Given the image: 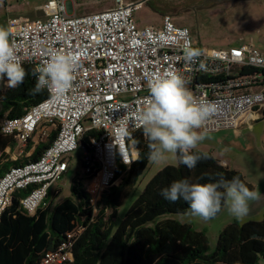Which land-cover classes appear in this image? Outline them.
Here are the masks:
<instances>
[{
	"label": "built area",
	"instance_id": "obj_1",
	"mask_svg": "<svg viewBox=\"0 0 264 264\" xmlns=\"http://www.w3.org/2000/svg\"><path fill=\"white\" fill-rule=\"evenodd\" d=\"M42 1L43 19L13 17L7 22L17 58L23 67H35L62 51L77 56L78 68L63 96L45 89L47 97L24 115L0 122L1 132L13 136L21 148L20 156L39 130L41 140L57 132L38 160L12 167L1 177L0 220L19 191H26L22 211L35 214L45 205L51 186L68 171V156L79 149L80 174L87 178L85 190L96 215L102 193L118 182V166L129 167L134 160L129 138L142 128L138 116L147 104L148 81L157 75H183L196 101L212 106L201 127L204 133L235 130L261 117L264 47L205 50L189 62L184 49L194 48L190 30L169 15L161 28H139L135 14L144 7L142 1L113 0L112 8L81 16L71 14L68 0ZM88 130L100 133L89 137L91 153L81 146ZM124 159L132 162L125 164ZM74 235L46 253L40 264L71 262Z\"/></svg>",
	"mask_w": 264,
	"mask_h": 264
},
{
	"label": "trees",
	"instance_id": "obj_2",
	"mask_svg": "<svg viewBox=\"0 0 264 264\" xmlns=\"http://www.w3.org/2000/svg\"><path fill=\"white\" fill-rule=\"evenodd\" d=\"M24 68L29 74L15 88L8 87L7 78L0 79V122L4 118L21 117L47 97L46 90L37 95L31 94L36 82L30 74L33 67ZM261 120L264 121V110L261 112ZM56 133L53 131L50 136L42 139L31 155L13 160L6 150L15 145V139L4 135L0 129V179L10 168L38 160L51 145ZM99 134L95 130L85 132L82 145L87 152L91 153L89 137ZM147 144L142 128L131 133L129 145L137 157L129 167L118 166L116 180H120V183L102 193L96 215L90 208L85 190L87 178L80 173L71 187L72 197L57 205L52 212L48 206H41L35 214H25L20 200L26 191L17 192L0 220V264H40L46 253L57 250L63 242L68 241V235L72 233H75L71 239L73 260L66 264L264 262V214L260 221L227 225L219 233L213 252H209L206 234L196 231L190 225L172 219L159 221L154 227L148 225L165 214L190 213L187 202L182 199L169 202L160 195L161 190L169 187L174 180L188 178L193 183H206L220 175L228 180L238 176L250 190H254L241 172L224 166L211 153H206L210 159L199 161L194 169L178 163V160L176 165L165 166L145 185L141 194L120 212L124 202L132 197L140 176L148 166ZM50 198L48 192L47 200ZM108 211H111L110 215Z\"/></svg>",
	"mask_w": 264,
	"mask_h": 264
},
{
	"label": "rangeland",
	"instance_id": "obj_3",
	"mask_svg": "<svg viewBox=\"0 0 264 264\" xmlns=\"http://www.w3.org/2000/svg\"><path fill=\"white\" fill-rule=\"evenodd\" d=\"M71 2L77 16L100 12L114 6L113 0H68ZM143 0H125L135 2ZM40 3L39 0H0V26H6V21L12 16H21L34 20L40 16L35 14L31 5ZM169 15L173 22L187 27L193 38L194 48L205 50H225L241 44H252L264 47V3L242 5H205L191 0H145L144 7L136 12L138 23L161 28L163 18ZM191 93L192 91L189 90ZM193 95V94H192ZM251 127H244L238 137L233 130H222L215 133H203L205 139L197 149L212 151L231 169L242 173L247 183L258 192L259 199L249 202V213L243 219L231 215L225 207L215 218L204 220L188 214H165L148 225L154 227L159 221L172 219L192 226L196 231L206 234L209 242V252L216 249L219 233L229 224L238 222L260 221L264 212V121H252ZM41 135L35 136L31 146L24 154L19 155L21 148L15 144L7 149L13 160L32 154L35 144L39 143ZM135 152V151H134ZM166 159L159 163L149 160L148 166L140 176L131 198L120 208L122 212L129 202L141 194L145 185L152 177L167 165H176L177 158L166 153ZM83 150L79 149L68 156V171L53 184L50 190L51 198L47 200L49 211L72 197L71 187L78 173L81 172ZM120 183L118 180L117 184ZM59 193L57 194V192ZM111 211L107 214L110 215ZM258 264H264L262 260Z\"/></svg>",
	"mask_w": 264,
	"mask_h": 264
},
{
	"label": "clouds",
	"instance_id": "obj_4",
	"mask_svg": "<svg viewBox=\"0 0 264 264\" xmlns=\"http://www.w3.org/2000/svg\"><path fill=\"white\" fill-rule=\"evenodd\" d=\"M10 36L8 28L0 26V79L7 78L8 87L15 88L29 73L17 58ZM201 55L198 48L184 49L189 62ZM77 68L78 58L74 54L54 53L47 62L31 69L36 81L31 94L47 89L63 96L72 88ZM187 82L177 72H166L148 81L149 97L138 119L148 141V159L154 163L166 159L165 154L169 153L178 163L194 169L199 161L211 158L193 150L206 138L197 129L202 127L212 106L198 103L186 87ZM122 134L128 133L123 130ZM131 162L124 159L125 164ZM160 195L173 203L182 199L189 204L190 215L204 220L214 218L225 207L235 218L243 219L249 213V202L259 199L258 192L250 190L238 176L228 180L222 175L206 183H193L188 178L174 180Z\"/></svg>",
	"mask_w": 264,
	"mask_h": 264
},
{
	"label": "crops",
	"instance_id": "obj_5",
	"mask_svg": "<svg viewBox=\"0 0 264 264\" xmlns=\"http://www.w3.org/2000/svg\"><path fill=\"white\" fill-rule=\"evenodd\" d=\"M39 2L40 3H38V4H35V5H31L32 7V9H34V13L35 14H37L38 12L40 13V16L38 17V18H36V19H43V12H42V6H43V1L42 0H39ZM70 2V1H69ZM71 3V2H70ZM70 10H71V14L73 15L74 14V9H73V7H72V4L70 5ZM13 17H21V16H12V17H9L8 19H7V21H6V26H7V22H8V20L9 19H11V18H13ZM26 19H28V18H26ZM30 20V19H29ZM35 20V19H34ZM138 23V22H137ZM148 25H144L143 23H138V27L139 28H143V27H147ZM149 27V26H148ZM150 27H152V26H150ZM232 48V47H231ZM230 49V48H229ZM225 50H228V49H225ZM259 120H261V117L257 120V121H259ZM251 127L252 126V124H248V123H243V124H241L237 129H235V130H233L234 131V134L236 135V137H238V136H240L241 134H242V129L244 128V127ZM197 131L198 132H201V133H204L202 130H201V128L200 129H197ZM40 132H41V130H39V132L35 135V136H37V135H39L40 134ZM35 136H34V138H35ZM34 138L32 139V141L31 142H33V140H34ZM30 142V143H31ZM28 144V146H31V144ZM38 143H36L35 144V147H36V145H37ZM27 146V147H28ZM26 147V148H27ZM26 150V149H25ZM194 150H196V151H201V152H205V153H211L215 158H217L224 166H228V165H226L225 163H224V161H221L212 151H208V150H205V151H203L202 149H194ZM6 152H7V150H6ZM133 155H134V159L137 157V154L135 153V152H133ZM229 167V166H228ZM53 186V185H52ZM52 186H51V188L49 189V192H50V190L52 189ZM59 193V191L57 192V194ZM60 203H62V202H60ZM43 206H48V208H49V204L47 203V201L45 202V205H43ZM263 214H264V212H263Z\"/></svg>",
	"mask_w": 264,
	"mask_h": 264
},
{
	"label": "flooded vegetation",
	"instance_id": "obj_6",
	"mask_svg": "<svg viewBox=\"0 0 264 264\" xmlns=\"http://www.w3.org/2000/svg\"><path fill=\"white\" fill-rule=\"evenodd\" d=\"M196 3L200 4H205V5H211V6H216V5H242L244 3L246 4H256V5H261L264 3V0H191Z\"/></svg>",
	"mask_w": 264,
	"mask_h": 264
},
{
	"label": "water",
	"instance_id": "obj_7",
	"mask_svg": "<svg viewBox=\"0 0 264 264\" xmlns=\"http://www.w3.org/2000/svg\"><path fill=\"white\" fill-rule=\"evenodd\" d=\"M145 0H143L142 2H144ZM81 146H82V144H81Z\"/></svg>",
	"mask_w": 264,
	"mask_h": 264
}]
</instances>
